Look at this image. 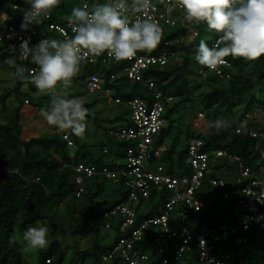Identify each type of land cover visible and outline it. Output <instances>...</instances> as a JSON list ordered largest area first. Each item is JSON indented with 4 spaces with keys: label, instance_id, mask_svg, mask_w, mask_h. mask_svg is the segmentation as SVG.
<instances>
[{
    "label": "trees",
    "instance_id": "obj_1",
    "mask_svg": "<svg viewBox=\"0 0 264 264\" xmlns=\"http://www.w3.org/2000/svg\"><path fill=\"white\" fill-rule=\"evenodd\" d=\"M87 2L90 8L97 4L107 3L105 0H87ZM74 7H78L76 0H61L60 6L52 10L50 18L45 21L42 17L41 20L44 19L43 22L46 23L62 22L60 16L69 15ZM0 11L9 14L10 23L21 25L23 13L11 9L9 0H0ZM194 25L199 37L206 23H194ZM187 34L186 27L177 25L163 38L183 37ZM189 42L183 41L177 56L168 64L162 67H152L144 72L145 77H151L155 82L156 89L174 97L171 105L165 109L164 117L167 125L156 136V143L164 141L166 149L160 156H152L151 165H162L167 172L175 176L189 173L191 168L186 162L187 142L194 136L202 137V150L208 153L213 149H224L239 155L248 164H253L256 160L254 152L256 139L250 137L245 129L240 133H236L234 129L248 111L256 108L264 110V98L258 99L256 96L258 93L264 97V55L254 61L228 56L226 59L232 64V69L227 70L230 74L228 77L220 78L212 73L202 77L198 71L193 72V65L198 62L194 58V51ZM9 55H12L13 60L26 69L25 75H28L27 68L30 62L18 61L13 54L4 51L0 45V60L4 61ZM11 68L14 72L15 69ZM81 68L76 77L83 79L89 73L106 75L110 71L106 66H93L86 62L81 64ZM13 79L15 83L11 88V93L16 95L18 103L12 109L8 120L0 121V264H73L77 260H81L83 264H100L101 256L119 237L123 236V233L119 231V217L111 215L105 219L103 212L116 204L127 202V189L122 184L96 174L84 180L83 192L79 197H75L74 184L71 181L74 171L71 167H63L62 162L83 161L97 168L105 166L110 169L122 166L123 162L120 159H124V150L129 143L116 140L111 136L110 131L121 125L114 123L115 121H123L122 124L127 123V110L118 112L106 120L108 125L103 124L102 118L88 112L86 118H92L94 127L102 131V135L93 141L87 140L84 135L81 138L71 130H56L51 135L22 139L23 126L19 110L23 100L19 95L22 93L23 86L21 81ZM106 85L112 86L113 96L123 101L134 96L144 98L150 94L146 85L141 82L129 83L122 77L112 84L106 81ZM27 89L36 90L33 84H29ZM11 93L3 92L0 100ZM32 103L38 106L39 110L45 108L41 107L39 101ZM186 104L189 106L186 107ZM92 105L93 101L84 102L87 109ZM197 111L204 113L209 124L216 119H223L229 122L230 127L219 134L214 129L201 133L192 128L190 123L192 115ZM175 124L179 128L170 141H167V136ZM63 132L69 133L74 143L73 149H70L62 138ZM181 143H184L183 147L180 146ZM216 167L232 170L229 161L221 157L217 159ZM212 175L214 176L215 173ZM107 183L111 184L110 188H107ZM220 191L212 187L206 177L202 179L196 195L200 199L207 200L204 215L195 213L185 205H179L176 209L182 210L184 216L177 214V222L193 232L223 222L231 215L233 201L222 198ZM166 198V191L152 190L146 199L148 202L146 209L142 207L139 200L134 205L130 203L129 205L135 212V225L143 217L160 213V207ZM101 219H103V226L105 221L110 222L109 227H104L114 232L112 241L109 243L95 242L82 249L73 246L69 255L66 256L64 236L67 231L71 229L98 230ZM37 221L47 223L51 230H57L61 238H53L44 249L32 250L33 258L28 259L24 246L18 242L17 236L23 239L25 230ZM257 231L253 229L249 231L240 247L239 255L236 254V248L231 239L218 243L217 247L232 251L233 257L230 264H264L263 236L257 239ZM145 233L144 238L147 241L138 242L139 244L135 247L143 248L151 257H154L157 251L146 244L150 238ZM179 242L180 239L172 241V243ZM190 244L192 254L184 253L182 258L186 264L195 262L197 257L195 242L191 241ZM166 252L167 254L171 252V246ZM162 256H166V253L158 255V258ZM112 264H119V260L114 259ZM168 264H176V262L169 260Z\"/></svg>",
    "mask_w": 264,
    "mask_h": 264
},
{
    "label": "built area",
    "instance_id": "obj_2",
    "mask_svg": "<svg viewBox=\"0 0 264 264\" xmlns=\"http://www.w3.org/2000/svg\"><path fill=\"white\" fill-rule=\"evenodd\" d=\"M76 1L78 7H83L85 4L89 6L87 0ZM105 1L110 2V0ZM151 3L153 7L149 16L160 24L163 36L177 25L186 27L188 34L183 37H162L155 50L137 52L132 59L116 61L104 53L99 57H90L86 61L89 65L106 66L110 70L106 75L86 74L83 79L86 93L102 94L108 102L123 104L127 109V123L110 131L111 136L116 140L129 143L124 150L123 165L114 169L105 166L97 168L83 161H77L62 162V166L71 167L74 171L71 181L74 184L75 197H79L83 192L84 180L96 174L122 184L127 189V202L116 204L103 212L105 219L111 215L119 217V231L123 233V236L119 237L101 256L100 264H112L114 259H118L119 264H168L169 260L176 264H186L182 258L184 253L192 254L191 241L195 242L197 257L195 262L190 264H230L233 257L232 251H220L223 248H218V243L231 239L236 248V254L239 255L240 247L250 230L257 229L264 232V203L259 202L255 196L259 195L261 187L264 186V110L256 108L248 111L234 129L236 133L245 129L250 137L256 139L254 147L256 160L253 164H248L239 155L224 149H213L208 153L202 150V137L194 136L187 142L186 162L191 168L189 173L175 176L167 172L162 165H151L152 156L158 157L166 149L164 141L156 143V136L166 124L165 109L171 105L174 97L156 89L155 82L151 77H145L144 72L152 67H162L168 64L177 56L184 40L189 42L198 37L196 26L183 19V10L175 0H151ZM9 5L11 9L23 14L30 7L26 0H9ZM89 10H91L90 6ZM70 15L71 12L69 15L62 14L60 16L62 22H43L44 19L46 21L50 18V13L49 16L43 17L40 24H32L27 29H22L21 25L9 22L8 13L0 11V45L4 51L13 54L18 61H29L30 66L27 68L29 73L38 66L32 62L30 56H25L21 52V43L27 40L31 47L42 39L72 38L74 33L73 26L69 23ZM210 31L213 35L208 42L209 47L213 46L218 38L215 31ZM226 61L225 65L215 71L202 66L198 72L202 77L212 73L220 78H226L230 75L227 70L232 69L230 60L226 59ZM120 77L129 83L141 82L149 88L150 94L144 98L130 97L125 101L113 96V88L106 85V81L112 84ZM24 101L28 102L26 99ZM185 106L188 107L189 104ZM199 122H207L209 125L201 111L192 115L190 123L195 130L201 133L207 132L209 127L206 130L202 129ZM258 122L261 123L259 127L252 125ZM61 136L70 149L74 147L68 132H63ZM219 157L228 160L232 165V170L225 167L217 169L216 164ZM205 177L212 187L221 190L222 198L233 201L231 215L218 225L204 227L198 232H193L177 222V214L182 217L184 215L182 210L178 211L176 208L179 205H185L195 213L204 215L207 200L200 199L196 192L200 189L201 181ZM152 190L167 192V198L162 202L160 213L143 217L135 225V212L129 204L140 199L146 200ZM109 225L110 222L105 221L104 226L109 227ZM144 233L150 238L146 244L157 251L154 257H151L143 248L135 247L139 244L138 242L147 241ZM174 239H180V242L172 243ZM170 246L171 252L167 254V248ZM162 253H166V256L158 258V255ZM73 264L83 263L77 260Z\"/></svg>",
    "mask_w": 264,
    "mask_h": 264
},
{
    "label": "clouds",
    "instance_id": "obj_3",
    "mask_svg": "<svg viewBox=\"0 0 264 264\" xmlns=\"http://www.w3.org/2000/svg\"><path fill=\"white\" fill-rule=\"evenodd\" d=\"M183 10V19L188 23H206L209 30L218 34L213 46L201 40L196 48L195 60L210 70H217L227 63L226 57L254 61L264 55V0H175ZM30 5L24 11L22 29L40 24L42 17L50 15L61 0H26ZM151 0H110L94 5L91 10L85 4L74 7L69 23L74 35L70 39H42L29 46L24 40L21 52L30 56L38 66L28 75L26 69L15 60L5 62L15 69L12 76L27 88L29 84L43 94L51 96L49 108H41L40 115L51 126L71 130L83 138L88 114L84 102L79 98H68L66 92H57L71 87L81 64L90 57L104 53L116 61L132 59L137 52L155 50L163 37V30L149 12ZM6 19V17H5ZM217 134L227 130V120L216 119L208 125ZM264 203V186L259 195ZM47 226L29 227L23 234L26 248L44 249L48 246Z\"/></svg>",
    "mask_w": 264,
    "mask_h": 264
},
{
    "label": "rangeland",
    "instance_id": "obj_4",
    "mask_svg": "<svg viewBox=\"0 0 264 264\" xmlns=\"http://www.w3.org/2000/svg\"><path fill=\"white\" fill-rule=\"evenodd\" d=\"M171 29L169 30V32ZM213 35V32L207 29V25H204L201 29V32L199 34L198 38H194V40L190 41V47L193 49L194 53L196 52V48L201 40H204L207 44L210 40V37ZM13 60V56L9 55L6 57L4 61L0 60V95L5 92L9 91V93L12 92V87L15 83V80L12 78V68L5 62L6 60ZM201 67L199 63H196L193 65V72L198 71V68ZM80 69H82L80 67ZM57 92H66L68 98H79L83 102L85 101H93V105L89 107L87 110L88 112L94 113L99 118H102L104 120L105 125H108L109 123L106 120H109L113 115H115L118 112L126 111L127 109L125 106L113 102H108L107 98H105L102 94H87L85 91V88L83 86V78L81 77H75L73 79L72 85L68 89H63L62 85H57ZM258 99L264 98L261 94H256ZM20 99L23 100V103L21 105V108L19 110L20 114V121L23 126V131L21 133L22 139H28L33 136L38 135H51L56 130H60L55 126H51L47 123V121L40 115V110L38 106L33 105L32 102L39 101L41 104V107L49 108L51 104V96L46 95L43 93H40L37 89L34 91L28 90L27 88L22 89V93L19 95ZM25 98H28V102L25 103ZM32 101V102H31ZM18 98L14 93L7 94L3 97V99L0 100V121L5 122L8 120L9 115L12 111V109L17 105ZM258 109V108H257ZM178 113V112H177ZM176 115V114H175ZM173 115V116H175ZM114 123L122 124L123 121H115ZM86 127L84 131V136L87 140L93 141L96 138L100 137L102 135V131L99 129H96L93 124L92 118H86L85 121ZM261 123H253V126L259 127ZM167 124H165L166 126ZM179 128L177 124L173 127L172 131L167 136V141H170V139L173 137L176 130ZM193 128V127H192ZM202 129L207 128V123H204L203 126H201ZM181 147L184 146V143L180 144ZM74 147H72L73 149ZM121 162H124V159H120ZM107 188L111 186V184H106ZM142 207L144 209L147 208L148 202L146 200H139ZM131 204H136L135 202H132ZM39 226H47L48 228V241L52 240L53 238H61V236L58 234L57 230H51V228L48 226L47 223H42L40 221H37L35 224L30 225L29 227H39ZM28 227V228H29ZM257 230V229H255ZM15 234V233H14ZM114 232L110 229H107L103 226V219L99 220V226L98 230L90 229V230H77V229H71L67 231L66 235L64 236L65 240V249H66V256H68L71 248L73 246H76L80 249L86 248L90 246L91 244L98 242V243H109L113 239ZM262 237V240L264 242V233L260 230L256 232L257 239L259 237ZM17 236V235H15ZM18 242L24 246V249L26 248V242L21 239L19 236H17ZM34 250L33 248H28L25 250L27 258L31 259L33 258L31 251ZM36 250V249H35ZM220 251H225L224 249H220Z\"/></svg>",
    "mask_w": 264,
    "mask_h": 264
},
{
    "label": "bare ground",
    "instance_id": "obj_5",
    "mask_svg": "<svg viewBox=\"0 0 264 264\" xmlns=\"http://www.w3.org/2000/svg\"><path fill=\"white\" fill-rule=\"evenodd\" d=\"M199 125L203 126V125H204V123H202V122H199Z\"/></svg>",
    "mask_w": 264,
    "mask_h": 264
},
{
    "label": "crops",
    "instance_id": "obj_6",
    "mask_svg": "<svg viewBox=\"0 0 264 264\" xmlns=\"http://www.w3.org/2000/svg\"><path fill=\"white\" fill-rule=\"evenodd\" d=\"M119 79V78H118ZM205 123H207V122H205ZM207 127H208V125H207Z\"/></svg>",
    "mask_w": 264,
    "mask_h": 264
}]
</instances>
